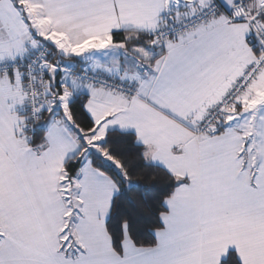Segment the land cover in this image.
<instances>
[{"label":"snow or ice","instance_id":"obj_1","mask_svg":"<svg viewBox=\"0 0 264 264\" xmlns=\"http://www.w3.org/2000/svg\"><path fill=\"white\" fill-rule=\"evenodd\" d=\"M0 264H264V0H0Z\"/></svg>","mask_w":264,"mask_h":264}]
</instances>
